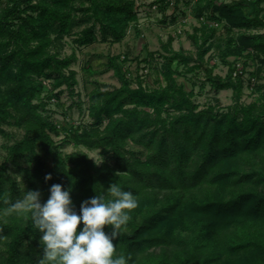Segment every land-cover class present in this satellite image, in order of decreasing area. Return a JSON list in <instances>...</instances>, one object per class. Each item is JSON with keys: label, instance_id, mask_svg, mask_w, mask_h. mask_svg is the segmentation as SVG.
<instances>
[{"label": "trees", "instance_id": "16d2710c", "mask_svg": "<svg viewBox=\"0 0 264 264\" xmlns=\"http://www.w3.org/2000/svg\"><path fill=\"white\" fill-rule=\"evenodd\" d=\"M157 1L164 11L163 0ZM261 1H197L196 15L208 10L228 33L245 30L228 34L222 60L245 55L264 62V31L248 32L264 28ZM137 19L135 0H0V135H7L6 124L22 130L3 145L0 162V264H41L43 249L31 220L8 211L25 191L39 189L43 201L51 184L71 186L78 211L96 193L107 199L113 182L138 199L114 241V258L125 256L127 264H264V101L241 102L243 81L232 76L233 62L224 76L213 73V65L203 68L214 91L231 90L232 102L224 108L200 107L193 90L175 78L181 68H201L204 45L216 28L201 24L190 34L198 47L195 60L169 47L170 37L159 69L164 84L156 87L139 78L133 85L125 56L119 62L110 57L107 68L119 85L95 83L88 93L89 122L52 119L50 96L63 105L61 94L74 95L76 84L70 68L75 54L60 56L55 41L73 35L77 46L119 42ZM154 57L149 52L143 61ZM40 78L51 80L45 96ZM59 134L55 141L52 135ZM66 144L97 149L100 163L84 151L62 152ZM37 147L51 153L50 165ZM7 162L19 170L24 188Z\"/></svg>", "mask_w": 264, "mask_h": 264}, {"label": "rangeland", "instance_id": "374dc122", "mask_svg": "<svg viewBox=\"0 0 264 264\" xmlns=\"http://www.w3.org/2000/svg\"><path fill=\"white\" fill-rule=\"evenodd\" d=\"M234 1L237 0H215V3H232ZM260 6L262 8L260 16L264 18V0L261 1ZM249 10H251L250 5L248 6V12H250ZM205 13L209 14V11L206 10ZM167 16L165 14L160 16L155 12H146L136 23L128 25L125 36L119 42L96 41L86 46H77L72 42L73 35H65L56 40L55 47L58 49L60 56H66L72 52L75 54V60L71 63L70 68L75 71L76 84L74 85V95H68L67 91L61 94L59 102H62L63 105H59L57 102L48 103L47 107L50 110L52 119L60 124L70 122L87 124L89 122L90 119L87 115L88 93L95 86V83L97 82L109 88L119 85L113 70L107 68L108 60L112 56H117V62L121 60V56H125L128 76L131 78L133 85L136 83V78H139L142 84L147 87H156L160 83L164 84L159 75V69L164 60L163 56L169 54L163 49V45L170 37L172 41L169 47L173 50H181L183 54L189 55L195 60L198 47L193 43L190 34L194 31V28H200L201 24L195 18H191L184 25L182 31L177 33L175 24ZM220 23V26L211 33V37L204 45V47L208 46V49L203 55L201 68L192 72H187L184 68H181V72L175 77L177 82L181 83L185 90H193L192 99L200 107L211 104L216 108H224L232 102L231 90L214 91L204 81L203 68L206 64L213 65V73L224 76L229 70L231 62L237 59L244 63L243 67L246 75L252 74L255 76L257 87L252 95L243 93L241 102L247 104L253 101H264V62L261 63L260 61L262 57H246L245 55L235 57L229 55L225 58V61L222 60L221 52L225 47L228 34L238 35L245 30L233 28L228 33L224 27V21L221 20ZM256 31L263 32L264 28L248 30V32ZM149 52L155 53V57L149 62L143 61ZM246 53L245 51L243 54ZM4 128L7 135H0V162L5 157L3 145L22 135V130L15 125L6 124ZM52 137L56 141L61 138V134L52 135ZM60 150L64 153L84 151L96 163L101 161L97 149L66 144ZM37 151L47 165H50L52 162L51 153H46L39 147H37ZM19 160L22 165L26 164L23 158ZM6 166L20 188H24L25 185L19 170L10 162H7ZM23 196L24 194H22V198Z\"/></svg>", "mask_w": 264, "mask_h": 264}, {"label": "clouds", "instance_id": "9594fccd", "mask_svg": "<svg viewBox=\"0 0 264 264\" xmlns=\"http://www.w3.org/2000/svg\"><path fill=\"white\" fill-rule=\"evenodd\" d=\"M44 179H51V174L46 173ZM106 192L107 199L103 193H96L82 200L77 211L71 186L53 183L43 201L39 189H29L8 211L31 220L43 249L41 264H127L125 256L113 257L114 241L131 219L138 199L114 182ZM105 226L110 230L106 231Z\"/></svg>", "mask_w": 264, "mask_h": 264}, {"label": "built area", "instance_id": "2783aa9c", "mask_svg": "<svg viewBox=\"0 0 264 264\" xmlns=\"http://www.w3.org/2000/svg\"><path fill=\"white\" fill-rule=\"evenodd\" d=\"M198 0H163L166 7L165 10L162 11L159 9L160 1L157 0H135V11L137 14V21L140 20V17L145 15L146 12H155L160 14H165L169 20H172V16H174L173 23L176 27V32L180 33L187 23V21L191 18H195L200 24H205L208 27L218 28L220 26V21L215 20L210 17L208 14H200L196 15L194 10ZM123 57V56H121ZM233 70L232 76H240L243 81V93L252 95L255 91L256 79L254 76L246 75L244 71V67L240 60L235 59L233 61ZM43 91L41 96H45L51 90V80L50 79H42L40 78ZM56 92V89L52 91V93ZM49 102H57L55 96L51 95L48 99Z\"/></svg>", "mask_w": 264, "mask_h": 264}]
</instances>
